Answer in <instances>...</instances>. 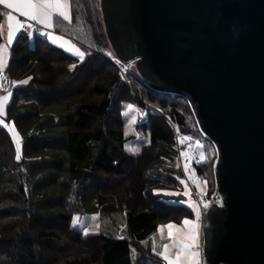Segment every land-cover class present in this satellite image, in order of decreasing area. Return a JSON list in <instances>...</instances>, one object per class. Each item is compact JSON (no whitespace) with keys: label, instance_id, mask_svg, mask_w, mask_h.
Segmentation results:
<instances>
[{"label":"trees","instance_id":"trees-1","mask_svg":"<svg viewBox=\"0 0 264 264\" xmlns=\"http://www.w3.org/2000/svg\"><path fill=\"white\" fill-rule=\"evenodd\" d=\"M70 8L71 20L55 17L54 30L86 50L83 60L27 31L10 46L5 69L12 82L28 83H12L8 125L0 124V264H161L143 240L160 223L194 217L174 126L202 142L196 173L208 192L217 188V147L186 97L151 88L105 55L115 54L101 0H70ZM3 16L0 7V23ZM124 103L146 112L137 129L149 140L139 153L125 146L134 134L124 130ZM113 211L126 213V236L71 245L66 230L75 214Z\"/></svg>","mask_w":264,"mask_h":264},{"label":"water","instance_id":"water-1","mask_svg":"<svg viewBox=\"0 0 264 264\" xmlns=\"http://www.w3.org/2000/svg\"><path fill=\"white\" fill-rule=\"evenodd\" d=\"M114 54L190 102L216 145L222 205L204 264H264V0H101Z\"/></svg>","mask_w":264,"mask_h":264},{"label":"snow or ice","instance_id":"snow-or-ice-1","mask_svg":"<svg viewBox=\"0 0 264 264\" xmlns=\"http://www.w3.org/2000/svg\"><path fill=\"white\" fill-rule=\"evenodd\" d=\"M0 5H3L4 8L9 9L6 13L7 18V44L10 45L13 42L16 33L21 29L26 27L31 28L34 25L26 24L21 22L13 13H18L20 16L25 17L26 20H30L35 22L36 24H40L45 26L48 29L54 27V17L62 18L64 21H70V0H0ZM2 26H0V35H2ZM49 39H53L51 33H45ZM72 51V48L68 49ZM75 55H77L81 60L84 59L85 53L80 51L78 48L75 49ZM111 55V53H109ZM7 56V46L0 44V73L3 72L7 64L6 60ZM119 63V61H118ZM131 67V65H129ZM31 79V77H29ZM13 84H27L28 80L23 81H13ZM11 96V93H8L7 96H0V115L4 114V107ZM129 109H132L133 106L129 105ZM127 114V113H126ZM3 120H0V124H3ZM7 127V125H4ZM9 131L13 132V138L17 143V156L16 159H20V138L18 133H15L14 126L9 129ZM190 137H185L180 140L181 143H184L185 140H190ZM196 147L198 149L202 148L203 145L199 141L196 142ZM130 151H138V149H129ZM185 159H189V154L186 152L181 153ZM201 157L204 158L203 152H201ZM185 172L190 171L188 165L185 164L184 168ZM156 191V190H154ZM165 195H174L175 193H164ZM189 193L186 191L185 195ZM204 207L207 208L208 204L205 203ZM196 211V222L190 221L188 219H184V225H187V230L177 229L175 224L169 223L166 226L162 225L160 228L161 236H163V229L167 227L168 236L172 241L171 244H165L163 246V251L158 253L159 256L162 257L163 260L167 262V264H201V253L199 252V220H200V211L199 208L196 207L194 209ZM80 223L78 217L73 218V226H77ZM173 229H176V233L174 234ZM84 234L88 235V229L85 228ZM121 239L123 237H120ZM178 249L175 253L171 252V249ZM153 251H155V243H153Z\"/></svg>","mask_w":264,"mask_h":264},{"label":"rangeland","instance_id":"rangeland-1","mask_svg":"<svg viewBox=\"0 0 264 264\" xmlns=\"http://www.w3.org/2000/svg\"><path fill=\"white\" fill-rule=\"evenodd\" d=\"M24 30H25V28L21 29L19 32L16 33V36L13 39V42L11 43L12 45L15 43V41L17 40L19 35ZM27 32L30 35V38L33 39L34 38L33 31L30 30ZM51 32H54V31H51ZM48 40L51 43H54V44H56L62 48H65L68 52H70L74 55H75V49H77V48L80 51L84 52L85 55L87 53L86 50H84L79 44H77L75 41H73L69 37H62L61 39L57 38L56 40L49 39V37H48ZM4 42H5L4 45H6L7 43L5 40H4ZM69 48H72L73 50L69 51L68 50ZM107 55L109 56V57L107 56L108 58L111 57V59H112V54L109 55V53H107ZM8 63H9V61H7L6 66L8 65ZM124 64L126 65L127 68L131 69L132 71H137L136 64L134 61H128V62H125ZM129 65H131V67H129ZM126 72H127V70H126ZM0 93H2L1 90H0ZM123 105H124L123 115H124V120L126 122V131L128 134L135 133L126 142V144H125L126 149L127 150H129L130 148L138 149V147H139L138 145H141L142 143L147 141L148 137H149L148 131H145L143 129H138V130L136 129L138 121L141 119V117L142 118L144 117L146 112L140 111V109L133 103L132 104L125 103ZM128 105H132L134 109L128 108L126 110V107H128ZM139 113L142 115H139ZM12 127H13V125L10 124V128H12ZM14 130H15V128H14ZM15 133H17L16 130H15ZM12 134H13V132H12ZM197 141H199V140H195L193 142L195 147H196ZM135 143H137L138 145H135ZM201 145H202V143H201ZM199 150L202 151V148H200ZM140 151H141V148H140ZM135 152H138V151H135ZM153 174H157V172L153 171ZM182 187H183V194L184 195H185L186 191L189 193L188 195H185V197H186L185 203L190 208H192V210L194 212V217H187L186 219L193 221V222H196V211L194 210L196 207L199 208V211L201 214L200 220H199L200 228H199V249L198 250L202 255V247L204 246V227L206 224V218H204V224H203L201 208H200L199 203L196 200L194 191H196L199 194H204L207 192V185H206V182H203V181L197 179L193 174L190 173V171H188V176L183 177V179H182ZM74 217H78L80 223L77 226H73V220H72L71 224L69 225L68 229L66 230V236H67V239L70 241L71 245H73L75 247L77 246V242H78L77 239L79 238V236L80 237L82 236V238L84 237L82 235V232L80 231V229L83 228L85 225L89 226L91 229V231H88L89 234L86 236V239L88 241L90 240L91 242L94 241L95 239H98L100 237V235H102V234L106 235V236H110V237H116V238L120 237L124 233H126V235H127V229H125L126 222H127V215L124 211L97 212V213H90V214H75ZM169 223H172V224H175L176 226H179V227H177V229H181V230H184V229L187 230V227H188L187 225H184V223H182V222L177 223L174 221H168V222L160 223L159 227L162 226L163 224H169ZM80 243L84 244V242H80ZM132 254L134 257L137 254V251L134 247L132 248Z\"/></svg>","mask_w":264,"mask_h":264},{"label":"crops","instance_id":"crops-1","mask_svg":"<svg viewBox=\"0 0 264 264\" xmlns=\"http://www.w3.org/2000/svg\"><path fill=\"white\" fill-rule=\"evenodd\" d=\"M0 7L3 9V11H4V16H3V19H2V21H1V23H0V26H2V32H3V34L2 35H0L1 36V38H2V40L0 41V44H2V45H4V40L6 41V43H7V18H6V13L8 12V11H10L9 9H6V8H4V6L3 5H0ZM14 15H16L17 16V18L19 19V20H21V22H23V23H26V24H32V25H34L33 27H31V28H28V27H26L25 28V30L26 31H33V33L35 34H38L39 36H41V37H47L48 38V36L45 34V33H50L51 31H54V32H51L52 33V36H53V39L52 40H56L57 38L58 39H61L62 37H66V36H64V35H62V34H60L59 32H57V31H55L54 30V27L53 28H51V29H48V28H46L45 26H43V25H40V24H36L35 22H33V21H30V20H26V18L25 17H22V16H20L18 13H13ZM70 15L72 16V14H71V8H70ZM54 19H55V17H54ZM53 23H54V21H53ZM24 30V31H25ZM15 38V37H14ZM12 44H10V45H8V44H6V46H7V56H6V60L7 61H9V57H10V46H11ZM6 68V67H5ZM4 68V69H5ZM8 93L9 92H2V93H0V96H7L8 95ZM12 96V95H11ZM11 96L9 97V99H8V101H7V103H6V105H5V107H4V114L3 115H0V120H3V125H8L7 123H6V121L4 120V117H5V115H6V108H7V105L9 104V102H10V100H11ZM125 104V103H124ZM131 104V103H130ZM129 106V105H128ZM123 107H124V105H123ZM128 109V107H126V110ZM132 109H134V108H132ZM123 113H124V109H123ZM139 115H142V114H140L139 113ZM124 116V115H123ZM140 120H142V117H141V119ZM140 120L138 121V123L140 122ZM125 121V120H124ZM137 123V124H138ZM136 129H137V126H136ZM124 130H125V132H126V134H128L127 133V131H126V122H125V127H124ZM138 130V129H137ZM131 134H135V133H131ZM148 140H149V137H148ZM148 140L147 141H145L144 143H142L141 145H138L137 143H135V145H138L139 147H138V152H135V153H139L140 152V148L142 149V146H143V144H145V143H147L148 142ZM200 143H202L201 141H200ZM130 151V150H129ZM194 176L197 178V179H199L198 178V176H197V173H196V175L194 174ZM201 208V207H200ZM201 213H202V210H201ZM202 219H203V224H204V217H203V213H202ZM184 221V220H183ZM183 221H182V223H183ZM181 223V222H180ZM163 225H167V224H163ZM176 227H179V226H176ZM85 228H87L88 229V231H91V229H90V227L89 226H87V225H85L83 228H81L80 229V231L82 232V235L84 236L83 238H82V236L80 237L79 236V238L77 239V241L79 242H77V246H80V245H86L87 243H89L90 242V240L88 241L87 239H86V236L87 235H85L84 234V229ZM160 228H161V226L160 227H158V229L153 233V234H151L148 238H146V239H144L143 240V244L145 245V246H147V247H150L151 248V250L153 251V243H155V251H153L154 253H156L157 255H158V253H160V252H162L163 251V246L165 245V244H171L172 243V241L170 240V238H169V236H168V229H167V227H164V229H163V236H161V231H160ZM125 229H126V227H125ZM185 230V229H184ZM173 232H174V234L176 233V229H173ZM124 236H126V233H124V234H122L120 237H124ZM80 242H84V244H82V243H80ZM146 242V243H145ZM176 251H178V249H175V248H173V249H171V252L172 253H175ZM159 256V255H158ZM136 257V256H135ZM160 258H161V260H162V263L161 264H167V262L165 261V260H163L162 259V257L161 256H159ZM135 264H137V263H135ZM201 264H202V255H201Z\"/></svg>","mask_w":264,"mask_h":264},{"label":"built area","instance_id":"built-area-1","mask_svg":"<svg viewBox=\"0 0 264 264\" xmlns=\"http://www.w3.org/2000/svg\"><path fill=\"white\" fill-rule=\"evenodd\" d=\"M112 59L114 60L115 58L112 57ZM118 61H119L118 66L120 67L122 72L125 73L126 70L128 71V68L126 67V65L122 63L119 59L117 60V62ZM11 82H12V79L10 76V72L7 69H3V72L0 73V89L3 91L9 90L12 86ZM174 132H175V139H176V147L178 151V164H179V168L182 171L183 176L184 177L188 176V172H185L184 170L185 164L188 165V168L190 169V173L193 175L194 174L196 175V166L199 165L203 160V158L201 157L202 151H200L198 148L195 147L193 143L195 139H193L190 135L182 133L175 126H174ZM185 137H190L191 139L185 140L184 143H181L180 140ZM182 152L188 153L189 159H185V157L181 155ZM194 194H195L196 200L199 203L203 213H205L206 210L210 206L222 205L224 201V197L218 188H216L212 192L207 191L204 194H199L196 191H194ZM205 203L208 204L207 208L204 207ZM202 258H203L202 264H204L203 248H202Z\"/></svg>","mask_w":264,"mask_h":264}]
</instances>
